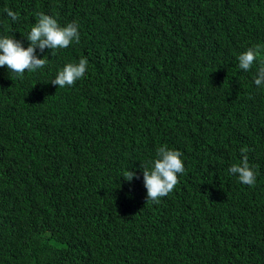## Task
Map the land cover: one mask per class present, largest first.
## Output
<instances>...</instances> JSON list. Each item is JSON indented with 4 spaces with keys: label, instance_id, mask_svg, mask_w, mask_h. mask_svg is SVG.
I'll return each mask as SVG.
<instances>
[{
    "label": "trees",
    "instance_id": "1",
    "mask_svg": "<svg viewBox=\"0 0 264 264\" xmlns=\"http://www.w3.org/2000/svg\"><path fill=\"white\" fill-rule=\"evenodd\" d=\"M0 264H264V0H0Z\"/></svg>",
    "mask_w": 264,
    "mask_h": 264
}]
</instances>
